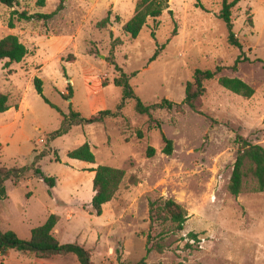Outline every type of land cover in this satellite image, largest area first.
Wrapping results in <instances>:
<instances>
[{
    "label": "rangeland",
    "instance_id": "1",
    "mask_svg": "<svg viewBox=\"0 0 264 264\" xmlns=\"http://www.w3.org/2000/svg\"><path fill=\"white\" fill-rule=\"evenodd\" d=\"M40 1L19 0L15 8L0 4V39L16 34L29 48L21 63L0 62V92L8 94L11 106L0 113V167L40 166L57 183L50 188L32 169L8 180L0 230L28 240L33 228L57 214L55 236L62 243L86 245L94 264H264V192L252 177L238 196L229 191L236 137L264 146V0H242L232 9L242 48L229 43L227 25L218 18L223 0H170L173 15L165 10L157 27L150 19L137 39L124 30L137 0H67V8L48 20L12 14L14 9L50 13L60 2ZM109 11L110 23L102 26ZM113 45L115 61L146 104L164 98L183 103L196 69L223 70L205 82L199 111L184 104L182 110L160 109L151 117L137 113L136 101H124L122 87L115 84L120 72L111 61ZM161 45L159 57L150 61ZM36 76L43 79L45 96L66 114L77 111L88 118L108 109L119 116L72 126L52 139L63 116L37 92ZM222 76L243 79L255 94L244 97L226 89ZM163 134L173 141L171 155L163 152ZM86 142L94 163L68 156ZM149 147L156 149L152 156ZM99 165L126 171L101 216L92 207L91 169ZM158 197L180 203L188 220L182 232L167 236L162 253H148L149 201ZM0 262L80 264L74 254L39 260L16 249L1 253Z\"/></svg>",
    "mask_w": 264,
    "mask_h": 264
},
{
    "label": "trees",
    "instance_id": "2",
    "mask_svg": "<svg viewBox=\"0 0 264 264\" xmlns=\"http://www.w3.org/2000/svg\"><path fill=\"white\" fill-rule=\"evenodd\" d=\"M18 1L19 0H0V4L10 8H15ZM241 1L242 0H223L222 8L218 14V18L223 20L227 25L229 43L239 48H242V44L237 39L234 32L232 9ZM40 2L43 3L44 0H41ZM66 2L67 0H60L56 10L50 13H29L27 11H18L14 9L12 14L18 15L21 20H48L62 11L65 8ZM165 10H168V12L173 15V10L170 9V0H137L135 14L124 26L125 32L133 39H137L140 32L148 24L150 19L154 21L156 27L158 26L160 18L164 15ZM110 15L111 11H109L108 16L100 22L102 26H106L110 23ZM10 26L12 28L14 27L13 22H10ZM173 34H177L176 28L173 30ZM152 36L158 42L155 29L152 30ZM115 48L116 45H113L111 51V61L120 72V75L114 80L115 84L122 87L124 101L127 99H134L136 101L135 110L137 113L147 114L151 117L153 111L160 109H166L168 111L174 109L182 110L184 104L189 106V108L194 111H199L202 106V97L207 91L205 82L214 79L223 70L222 66H218L214 70L196 69L193 75V80L187 82L186 84V98L183 103H176L168 98H164L158 103L146 104L137 96L134 88L130 84V77L128 74L123 72L122 68L115 61ZM164 48L165 45L158 46L150 61L156 60L159 57L161 50ZM28 53L29 48L20 40L18 35L9 34L0 39V62L6 60L8 64L21 63ZM241 62L242 59L240 55L233 68L237 70L239 63ZM219 82L223 87L238 95L252 97L255 94V89L241 78L222 76L219 78ZM34 83L37 92L44 98L46 103L50 104L53 108H56L63 116L61 128L51 133L52 139L68 133L72 126L101 123L104 122L106 118L119 116V111L113 112L108 109L101 110L88 118L83 117L81 113L77 111H71L69 114H66L45 96L44 82L42 78L36 76L34 78ZM68 88L71 95L73 90L70 84ZM123 106L124 102L118 106V110H121ZM10 108L11 106L9 105L8 94L0 92V113L8 111ZM160 124L161 123L158 122L159 127ZM163 139L166 143L163 152L171 155L173 153V141L165 134H163ZM236 141L239 144L238 154L229 183V191L233 195L238 196L243 192L247 179L252 177L257 184V189L264 192V146L255 144L241 135L236 137ZM155 152L156 149L154 147H149V156H152ZM44 155V153H41L37 156V158H41V156ZM68 156L71 159L90 163H94L96 161V155L89 142H86L78 148L69 151ZM31 169L34 170L35 175L43 179L44 182L50 186V188L56 186L57 177L46 175L40 166H15L11 168L2 166L0 167V200L7 197L6 182L10 179H20ZM91 170L95 171L92 207L94 212L98 216H101L103 214L104 205L112 201L118 192L125 179L126 171L124 169L108 165H99L97 168H93ZM59 220V215L51 214L44 224L32 229L31 237L28 240L22 239L13 230H0V254L9 249H16L22 252H31L39 260H47L57 255L67 256L74 254L77 256L80 264H94L92 260V250L86 245L78 242L62 243L55 236L54 229ZM187 220L188 216L185 208L174 199L158 197L150 200V226L149 231L146 234L147 252L151 253L152 251H157L162 253L165 249L164 240L167 236L182 232L185 229ZM189 236L191 239H198V235L196 233H190ZM186 246L192 248L193 244L187 243ZM143 263V260L139 262V264ZM0 264L4 263L0 262Z\"/></svg>",
    "mask_w": 264,
    "mask_h": 264
},
{
    "label": "crops",
    "instance_id": "3",
    "mask_svg": "<svg viewBox=\"0 0 264 264\" xmlns=\"http://www.w3.org/2000/svg\"><path fill=\"white\" fill-rule=\"evenodd\" d=\"M68 4H66V8H67ZM7 183V182H6Z\"/></svg>",
    "mask_w": 264,
    "mask_h": 264
}]
</instances>
